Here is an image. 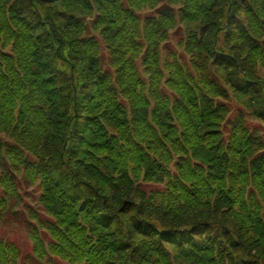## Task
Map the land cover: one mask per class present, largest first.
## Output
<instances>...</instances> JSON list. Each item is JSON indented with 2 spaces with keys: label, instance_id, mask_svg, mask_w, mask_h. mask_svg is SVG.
<instances>
[{
  "label": "trees",
  "instance_id": "trees-1",
  "mask_svg": "<svg viewBox=\"0 0 264 264\" xmlns=\"http://www.w3.org/2000/svg\"><path fill=\"white\" fill-rule=\"evenodd\" d=\"M34 192L41 264H264V0H0V217Z\"/></svg>",
  "mask_w": 264,
  "mask_h": 264
},
{
  "label": "rangeland",
  "instance_id": "rangeland-1",
  "mask_svg": "<svg viewBox=\"0 0 264 264\" xmlns=\"http://www.w3.org/2000/svg\"><path fill=\"white\" fill-rule=\"evenodd\" d=\"M22 192L24 193L25 191L22 190ZM29 194L30 195H27V197H24V201H26L27 204L21 205L17 209L18 214L14 216L9 215L6 218L0 217V240L14 243L20 248L23 259L22 264H41L34 259H29L30 256L33 257V247L29 239L25 220L29 219V214L27 212L28 207H37L35 203L37 193L34 192V194Z\"/></svg>",
  "mask_w": 264,
  "mask_h": 264
}]
</instances>
